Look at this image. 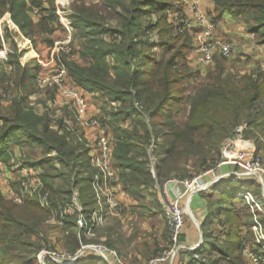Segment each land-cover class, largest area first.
<instances>
[{"label":"trees","instance_id":"16d2710c","mask_svg":"<svg viewBox=\"0 0 264 264\" xmlns=\"http://www.w3.org/2000/svg\"><path fill=\"white\" fill-rule=\"evenodd\" d=\"M176 2L182 10L184 1L181 0H105L102 18L107 22L108 16H116L119 20L114 26L106 23L107 27L102 26L93 12L82 13L74 7L71 14V25L88 34L89 37H84V50H91L96 63L85 66L67 61L69 69L65 65L71 80L82 90L96 91L104 99L122 105L113 113L108 112L103 120L115 136L113 164L120 171L123 188L134 196L149 186L165 182L181 163H188L189 157L194 159L198 171L217 166L224 141L233 136V129L242 121L257 129L264 126V106L257 107L264 100V78L252 72L227 71L223 55L218 53L215 57L221 58H217L212 69H193L187 59L191 38L187 34L172 33L173 25L168 22L169 10ZM33 3L42 4L41 0ZM31 7L27 0H0V18L10 11L28 36L35 30L29 13ZM58 7L51 5L48 20L58 17ZM226 10L244 18L264 43V0H215L213 19L216 21ZM153 16L156 17L153 19ZM157 32L160 39L154 34ZM107 33L113 37L106 38ZM157 46H161L163 53L155 51ZM109 57L116 62L115 73H110ZM14 64L20 93L11 99L9 110L0 108V161L8 165L12 162V143L21 141L19 132H25L26 141L38 145L44 152L39 158L25 156L18 162L38 169L44 184L41 193L47 194L48 204H43L38 194L27 195L19 203L7 199L0 191V264H41L37 261L42 246L38 235L46 217L52 213L51 207L69 202L77 188L80 202L86 214L89 213L95 206L91 182L98 169L93 165L84 137L51 129L45 115L37 114L27 105L25 92L33 93L37 86L38 65L28 69L19 59ZM199 70L207 73L205 81H194L187 87L185 82L197 78ZM134 98L142 102L141 109L134 106ZM185 102L189 103L190 111L186 120H179V105ZM130 118L132 127H124L122 122ZM151 144L155 160L147 151ZM61 167L67 170L60 173L65 181L57 183L55 177L60 175L51 170ZM14 186L19 189L17 181ZM213 190L219 195L213 200L208 198L209 216L202 223L203 243L195 250L183 249V256L177 263L175 259L174 264H245L240 253H233L243 243L241 226L244 223L239 226V215L241 212L248 215L244 225L250 228L254 219L249 202L240 193L249 190L256 197L262 196L261 183L252 177L229 175L214 184ZM215 220L227 225L223 230L228 235V243L224 244L217 234L218 227L212 225ZM261 220L264 222V213ZM65 221L73 228L68 237L73 239L72 249L76 251L81 245L76 214L68 215ZM183 233L184 230L181 234L184 242ZM94 253L72 264H110L101 254Z\"/></svg>","mask_w":264,"mask_h":264},{"label":"rangeland","instance_id":"374dc122","mask_svg":"<svg viewBox=\"0 0 264 264\" xmlns=\"http://www.w3.org/2000/svg\"><path fill=\"white\" fill-rule=\"evenodd\" d=\"M33 1L38 0H27L30 7L34 6L33 8H30L31 16L34 21V28L32 34L25 33L24 30H22L19 25L15 22L13 19L11 12L6 11L2 17L0 18V108L2 111H7L10 109L11 99L14 97V95L19 94L20 90L19 87L16 86V80H17V70L14 64V60L19 59L20 62L24 65L28 66V69L31 68L32 65H38L37 68V75L45 74L57 67L59 64L58 57L61 55L62 62L66 63L67 61H77L81 65H94L96 63V58L92 55L91 50L85 49L84 46L85 41L84 37H89L88 34H84L85 30H81L78 27L71 26V32L73 35V42L71 46V51L68 54H64L61 51L59 53L56 50L57 47V41L61 39L64 36V32L66 34L67 28H65L64 24L59 19V15L57 14V18L55 20L47 19L49 14V9L52 4L56 6V3L59 2L62 13H64V20L67 24H69V27L71 25V22L73 23V18L71 17V14L74 10V7H78L82 13L84 12H93L94 16L99 18L102 22V26L107 27L117 25L119 22L118 18L116 16H108L109 17V23H107L104 18H102L104 11H103V5L105 4V0H41V5H35ZM67 1V2H66ZM175 1V0H173ZM76 3H81L76 4ZM89 9L85 8V6ZM180 4L176 2V4L173 5V9H170L169 12V18L173 20L171 24L176 26V30L174 32V29H171L172 33H179L184 34L190 33L189 30L184 29L180 30L182 22L180 19H186L187 16L185 13H183V9L180 10ZM36 7V8H35ZM43 7H46L44 10ZM65 7L67 9H65ZM182 7V6H181ZM203 7V5H202ZM37 11H35V9ZM203 9L207 11L204 7ZM109 14V12L107 11ZM106 14V12H105ZM208 14L211 17H214V14L208 11ZM110 15V14H109ZM156 16H153V19ZM44 19V20H43ZM170 20V21H172ZM46 21V22H45ZM107 23V24H106ZM170 23V22H169ZM180 23V25H179ZM106 24V25H105ZM87 28L86 30H88ZM155 36L159 37V32L154 33ZM227 41H230L233 44L232 52L229 56H223L222 59L224 60V65L226 67L227 71L234 72L237 74H244V73H251L253 75L259 74L262 78H264V59L259 61V65L256 68V70L250 71V66H247L245 63L241 62L238 58H233V50H234V42L230 39L225 38ZM45 51V52H44ZM158 54L163 53V49L161 46H157V49L155 50ZM39 53V54H37ZM217 58H221L220 55H217L215 57V60L213 62L202 65L201 70L204 69H212L216 65ZM108 61V60H107ZM117 61V60H116ZM109 64H110V73H115V70L113 66L115 65V60L111 57H109ZM119 63V61H117ZM31 64V65H30ZM68 67V65H67ZM69 69V67H68ZM197 69V68H195ZM200 71V70H199ZM207 73H203L200 71L198 74V77L195 81H201L205 78V75ZM112 78V77H111ZM114 80V79H111ZM205 81V80H203ZM186 85L190 84L191 82H188V80L185 82ZM189 87V85L187 86ZM84 93L87 94V98L89 97L91 107L95 109L94 113L98 115L101 119H103V115H107L106 113H113L114 111L120 109L122 105L116 101H111L109 98L104 99L102 95L99 93H96V91H90V90H84ZM26 95V103L29 107H32L33 110L39 114V115H45V117L48 119L49 126L51 129L58 130L61 127L65 126V124H68L67 122L70 121V123L73 121L74 125H77L75 129H78V122L76 121L75 114L73 111V107L71 106V102H65L60 93L58 92V88H48V87H42L37 83V86L33 93H31L29 90L25 92ZM90 94V96H89ZM134 106L141 109L143 104L142 102L137 99H133ZM68 107L66 112L63 110L64 107ZM180 107V114L178 115L179 120H186L187 116L190 111V105L189 103L185 102L182 103V105H179ZM264 106V100L259 102L257 107ZM70 110V115L67 113V111ZM98 111V112H97ZM242 128L241 133L243 134L244 138H255L256 139V145L257 149L256 152L261 156L262 161L264 163V126L262 128H255V126L250 125L246 121H242L240 124H238L232 131L231 135H235L236 131L239 128ZM81 130V128H80ZM59 131V130H58ZM70 132L73 134L74 130H67L64 128L63 132ZM25 132H19V139H22L21 141L13 142L12 143V151H13V160L10 163L12 166L15 163H18V161H21L22 157H27L30 159L33 158H39L43 155V150L34 143L27 142V136L24 134ZM113 137L115 138L114 134ZM27 140V141H26ZM20 147V149L18 147ZM15 147V151H14ZM22 147V148H21ZM148 154L150 155L152 160H155V156L153 155V146L148 145ZM18 153V155L16 154ZM154 162V161H153ZM152 162V172L155 174L154 164ZM212 162V161H211ZM214 163V162H213ZM226 165V164H225ZM223 166V165H221ZM221 166H213L209 169L200 170L198 171V166L194 163V159L192 157H189L188 163H181L180 168L176 171L171 173L170 177L168 179H173L175 182H179L180 185L183 186L182 189L179 190V193L177 195L181 196V204L185 207V224L184 227L188 224L193 225L195 227H200L202 229V225H200L197 217H195L192 213V210L190 209L189 202L192 199L193 193H203L204 195H209L208 198L211 200L218 197L219 194H214L213 186L214 184H217L219 181L224 179L225 177L221 176L224 175L226 172H221L224 169H221ZM232 166V165H230ZM229 166V167H230ZM15 167V165H14ZM65 167H61L60 169L51 170L52 173H59L60 176L55 177V181L57 183H63L65 181L62 174L65 170ZM233 169V166H232ZM6 171L12 172L9 173V175L15 174V168H5L4 171L0 170L1 173H4ZM120 174V171H118ZM192 173L193 175L189 176V174ZM216 177V179H215ZM198 178L201 180L200 185L201 187H205L208 182L209 184L205 189H201L198 191H192L189 189L190 187L188 184L191 182V180ZM167 179V180H168ZM119 182H121L120 175H119ZM7 183V182H6ZM5 183V185H6ZM164 183L162 184L157 183L155 186H149L148 189H146L142 194L138 195L137 198H141L140 202L142 203H153L156 204V207L158 211L161 213L162 217L161 219L164 222H161L162 225L165 223L162 235L164 236L163 245L161 246L157 239H155V246L156 250H154V253L149 252V250H145L143 245L141 246L140 253H123L122 251L118 250L115 246L108 243L106 240H100L99 233L102 229V225L98 226L96 228V235L93 237H82V242L84 243H90V242H103L113 248L116 249L118 253L117 258L115 256V259L111 257L110 259L114 261L113 264H145L150 259L156 258L157 256H160L162 252L167 249L170 245V238H169V230L167 227V220H166V213L165 210L160 203V197L161 193L164 191ZM3 189H5L3 187ZM160 189V190H159ZM187 190V191H186ZM186 191V193H184ZM242 193V192H241ZM240 193V195H242ZM176 195V196H177ZM5 197L8 199V196L5 195ZM258 198H261L259 196ZM10 199V198H9ZM121 199V198H120ZM264 199H261L263 201ZM122 201V200H121ZM21 203V202H19ZM123 204V202H122ZM239 205V204H238ZM124 207V206H123ZM242 209V207H240ZM146 210V209H145ZM216 213H218L216 211ZM263 211L259 209H253L251 210L252 217L254 219V223H252L251 228L248 225H244L246 221H248V215L244 212H241L240 217V223L239 226L244 223L241 227L243 229L241 233L242 242L240 243L238 249L235 248L233 250V253H240L243 258L245 264H255L254 260L252 259L251 255L246 253V249H249L253 252V254L257 255L262 261L264 260V242H259L255 238V232L253 229V226L256 224L255 216L256 218L262 223L264 226L263 220H261ZM217 219H219V215L217 216ZM62 224L56 220V218H52L51 214L46 217V220L43 222L41 226V230L39 233V237L41 238V248L46 249H54L57 250L59 253L58 259H53L51 255H47L45 258L44 264H72L75 261H79L81 259H84L92 254H95L91 250H85L83 253H76V251H73L72 249V243L73 239H70V236L68 235L73 231V228H71L69 223ZM188 223V224H187ZM101 227V228H100ZM218 227L217 234L221 237V239L225 243H228V235H226V231L223 230V228H227V225L224 223H216V226ZM244 227V228H243ZM199 228V229H200ZM249 228L251 230H249ZM99 230V231H98ZM252 232L251 233L249 232ZM226 235V236H225ZM202 241L203 243L204 236L202 233ZM122 240V239H121ZM80 246V245H79ZM200 246V244H199ZM197 248V247H196ZM149 249H151L149 247ZM181 251L177 254L176 263L179 260L178 258H181L183 255H181ZM39 254V253H38ZM217 254V253H216ZM219 253L216 255L218 256ZM83 256V257H82ZM121 260V261H119ZM39 261V260H37ZM40 262V261H39ZM41 263V262H40ZM42 264V263H41ZM167 264V263H165ZM174 264V263H173Z\"/></svg>","mask_w":264,"mask_h":264},{"label":"built area","instance_id":"2783aa9c","mask_svg":"<svg viewBox=\"0 0 264 264\" xmlns=\"http://www.w3.org/2000/svg\"><path fill=\"white\" fill-rule=\"evenodd\" d=\"M201 1L202 0H187L184 2L183 13L186 14L187 18L180 19L184 22L181 24L180 30L187 29L194 35L200 61L203 65H207L214 60L216 53L229 56L232 52L233 44L225 38L216 35L217 22L203 9ZM35 11H37V9H35ZM57 11L61 15H64L62 9ZM66 30V34L64 33V36L57 41L56 50L58 53L61 51L64 54H68L71 51L73 35L69 26ZM58 60L59 64L55 69L45 74L38 75V84L48 88L57 87L61 97L66 100V102L72 103L71 106H74L75 109L74 114L78 122V129H75L77 125H72L74 124L73 121L71 123L68 121V124H65V126L58 130L60 132H63L64 128L71 131L74 130L73 133L79 135L81 139H83V137L85 138L84 141L86 145L90 147L89 153L92 155L93 165L98 169V172L91 182L92 191L95 195V206L89 213L86 214L80 202V192L75 188L69 202L58 203L55 208L51 207V217L56 218L58 222L64 224L65 218L68 215L76 214L79 237L82 239V237L95 236L96 228L100 225H104L110 216L122 214L124 207L116 189V185L119 182V173L113 164L114 141L110 127L103 119L90 111L89 99L82 92L80 86L71 80L68 69L65 63L62 62L61 55L58 57ZM80 128L95 129L96 132L92 133L91 136H82L83 131L80 130ZM241 131L242 128L240 127L234 136L224 141L221 147V158L217 166L219 167L225 164L233 166L231 171L221 175L223 177L238 175L252 177L258 180L262 186L261 198L256 197L253 192L249 190L241 194L245 196L251 208H257L264 212V200L261 201V199H264V163L261 156L256 152V139L244 138ZM14 165L13 168L16 170L15 174L12 176L14 178L9 179L5 189L2 188V176L0 175V191L7 195L8 198L17 202H23L27 195L38 194L41 196L43 204H48L47 194L41 193L44 184L39 176L38 169L21 166L19 162ZM194 180L198 183L201 182L198 178L191 180L188 186L192 191L205 189L209 184L208 183L205 187L196 189L192 187ZM15 181L18 182L19 189L14 186L13 182ZM170 181L175 182L173 179L165 181L160 203L166 213L171 245L165 249L160 256L150 259L145 264H173L180 250H195L196 248L194 245L189 246L181 240L186 210L180 202L181 196H172L169 193L170 188L167 187V184ZM186 191L184 193H186ZM255 221L256 224L253 226L255 238L259 242H264V226L256 216ZM80 244L76 253H83L88 249L92 252L101 254L110 264H113V261L110 259L111 257L115 259L116 256L117 258L116 253L118 252L116 249L103 242L84 243L80 240ZM245 251L248 255H251L255 264H264V260L262 261L257 255L253 254L251 250L246 249ZM38 253V260L42 264H44L47 255H51L53 259H58V257H60V252L54 249L41 248ZM117 259L115 260L117 261Z\"/></svg>","mask_w":264,"mask_h":264},{"label":"crops","instance_id":"0c3cea01","mask_svg":"<svg viewBox=\"0 0 264 264\" xmlns=\"http://www.w3.org/2000/svg\"><path fill=\"white\" fill-rule=\"evenodd\" d=\"M181 1L185 2L187 0ZM56 4L59 6L58 10L62 9L59 2H57ZM201 4L207 10V12L209 11L215 14V0H202ZM29 13L32 14L30 10ZM56 13L59 15V19L64 24L65 28H67L69 24L65 22L63 17L64 15H61L58 11H56ZM108 20L109 18H107V23H109ZM170 20L172 19L168 17V22H173V20ZM216 22V35L218 37L230 39L234 42L235 47L232 54L233 58H238L239 60L241 59V62L245 63L247 66H250V71L256 70L259 65V61L264 59V43L259 40V35L257 34V32L250 27V25L244 18L236 16L228 10L223 11L220 17L217 18ZM71 26L72 25H70V29ZM172 29H174L175 32L176 26L174 25ZM186 34L192 40L191 48L187 53L188 62L193 69H200V67L202 66V62L200 61L199 53L196 49V41L194 39V35L191 32H188ZM105 37L108 39L112 38L113 34L107 33L105 34ZM196 77H198V74L196 75ZM195 80L196 78H190L188 82L193 83ZM82 92L84 93V90H82ZM85 95L87 96V94ZM67 108L68 107L66 106L63 110L66 112ZM90 108V111L95 114V109L91 107V104ZM73 111L75 113L74 106ZM67 113L69 114L70 110L67 111ZM131 122L132 121L130 118L127 122H122V125L124 127H132ZM81 130L83 131V136H91L92 133L96 132L95 129ZM18 148L20 149V147ZM16 154L18 155V153ZM229 166L230 165L221 166L220 168L224 169L221 172L231 171L232 166ZM11 167L13 168L11 164L8 165L0 161V170L4 171L5 168ZM9 173L12 172L6 171L4 173H1L2 188L6 187L5 183H8L9 179L14 178L12 177L14 174L9 175ZM182 188L183 186L180 185L179 182H175L174 185L171 186L169 193L172 196H176L179 193V190ZM116 189L118 191L119 197L123 202V213L120 215L110 216L107 222L102 225V229L100 230L98 238L103 241L106 240L108 242H112V244L123 253H140L139 249L142 245L146 251L149 250V252L154 253V250H156V246L154 245L155 239H157V242L161 246L163 245L164 236L162 235V230L165 225V223H163L164 225H162L161 223L164 221L162 220L163 218L160 217L161 213L158 211L156 204L140 202L141 198H137V196H134L126 191L123 188L121 182H118V184L116 185ZM208 196L209 195H204L201 192L193 193L192 199L189 202L190 209L192 210L193 215L197 217L200 225H202V223L205 222L209 216ZM217 222L218 221L215 220L214 222H212V225H216ZM199 228L200 227L197 228L190 224L186 225L184 227L183 233L184 243L188 244L189 246L194 245L195 247H198L199 244H201V236L203 233V229ZM149 247L151 249H149Z\"/></svg>","mask_w":264,"mask_h":264},{"label":"water","instance_id":"95a60500","mask_svg":"<svg viewBox=\"0 0 264 264\" xmlns=\"http://www.w3.org/2000/svg\"><path fill=\"white\" fill-rule=\"evenodd\" d=\"M174 181H170L168 184H167V187L168 188H171V186H173L174 185ZM199 186V183L196 181V180H194L193 181V183H192V187L193 188H197Z\"/></svg>","mask_w":264,"mask_h":264},{"label":"bare ground","instance_id":"6f19581e","mask_svg":"<svg viewBox=\"0 0 264 264\" xmlns=\"http://www.w3.org/2000/svg\"><path fill=\"white\" fill-rule=\"evenodd\" d=\"M209 182H210V181H209ZM209 182H208V183H209ZM202 187H203V186H202ZM198 188H201V185H200V183H199V187H197L196 189H198Z\"/></svg>","mask_w":264,"mask_h":264}]
</instances>
